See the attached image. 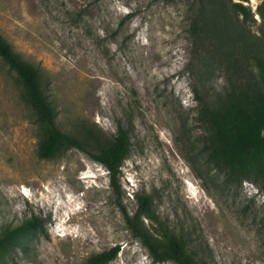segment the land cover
Instances as JSON below:
<instances>
[{"label": "rangeland", "instance_id": "rangeland-1", "mask_svg": "<svg viewBox=\"0 0 264 264\" xmlns=\"http://www.w3.org/2000/svg\"><path fill=\"white\" fill-rule=\"evenodd\" d=\"M261 1L242 3L255 33ZM191 9V0H0V34L48 84L56 126L111 138L122 124L130 138L119 200L107 171L84 153L40 159L41 126L0 61V231L42 223L0 264H83L114 246L120 252L109 264H153L120 211L132 214L142 194L207 264H264L263 177L226 185L199 153ZM215 78L216 87L222 76Z\"/></svg>", "mask_w": 264, "mask_h": 264}, {"label": "trees", "instance_id": "trees-1", "mask_svg": "<svg viewBox=\"0 0 264 264\" xmlns=\"http://www.w3.org/2000/svg\"><path fill=\"white\" fill-rule=\"evenodd\" d=\"M246 1L191 0L187 31L188 72L202 89L193 88L198 106L195 121L204 129L199 153L224 177L226 185L252 181L258 174L264 179V163H260L264 155V0L256 8L261 21L257 33L247 26L248 21H254L250 9L242 4ZM0 61L15 75L23 101L41 126L38 157L50 160L70 149L84 153L107 171L119 200L120 168L130 149L128 128L118 124L111 138L86 126L74 134L62 132L46 94L48 84L42 85L39 70L16 53L1 34ZM216 74L222 79L215 87ZM135 201L132 214L120 206L123 222L153 264H207L189 250L187 239L160 220L148 195H136ZM41 227L42 223L32 218L0 231V254L23 248L19 240ZM119 252L114 246L83 264H109Z\"/></svg>", "mask_w": 264, "mask_h": 264}]
</instances>
